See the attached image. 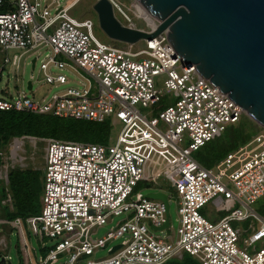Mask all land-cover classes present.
Listing matches in <instances>:
<instances>
[{
  "label": "built area",
  "instance_id": "2783aa9c",
  "mask_svg": "<svg viewBox=\"0 0 264 264\" xmlns=\"http://www.w3.org/2000/svg\"><path fill=\"white\" fill-rule=\"evenodd\" d=\"M71 2L0 0V52L5 53L0 79L6 67L17 70L23 53L41 49L44 81L69 80L52 68L78 78L76 86L48 97L29 96L16 85L15 96L7 91L0 97V109L97 121L112 116V124L121 126L115 139L106 143L35 136L45 142L40 209L24 219L40 240L48 237L54 242L40 246L47 251L37 257L23 218L1 220L18 229L26 263L161 264L187 252L198 264H264V216L253 206L264 195V128L214 165L204 166L194 152L237 123L243 108L183 61L160 33L143 38L144 47L137 50L131 49L133 42L102 41L93 31L92 18L69 13ZM110 2L113 11L131 20L115 0ZM12 49L21 52L10 55ZM162 74L164 87L176 98L157 115L143 113L139 105L160 99L156 77ZM0 177L4 178L1 172ZM159 177L168 178L176 191L178 224L165 236L151 230L170 226L169 221L160 227L167 218L163 199L142 192L129 198L141 179L152 191L166 192ZM167 197L169 201L168 193ZM5 200L11 201L10 193ZM208 201L216 207L223 204L224 212L216 218L204 216L199 209ZM233 201L238 206L232 208ZM122 212L124 217L104 236H92L96 225ZM245 220L249 221L237 223ZM119 237L118 247H108L110 254L92 256ZM61 253L67 256L59 261Z\"/></svg>",
  "mask_w": 264,
  "mask_h": 264
},
{
  "label": "water",
  "instance_id": "95a60500",
  "mask_svg": "<svg viewBox=\"0 0 264 264\" xmlns=\"http://www.w3.org/2000/svg\"><path fill=\"white\" fill-rule=\"evenodd\" d=\"M155 27L131 28L115 16L110 0H96L99 25L113 39L135 42L157 33L183 61L217 85L264 128V0H132ZM35 59H32L34 67ZM32 87L31 79L27 88ZM33 135L14 136L22 137ZM7 181V172L4 174ZM169 201L162 190L145 194ZM1 218L0 220H2ZM119 246L113 245L112 249ZM1 259H6L2 256ZM8 264H12L7 259Z\"/></svg>",
  "mask_w": 264,
  "mask_h": 264
},
{
  "label": "rangeland",
  "instance_id": "374dc122",
  "mask_svg": "<svg viewBox=\"0 0 264 264\" xmlns=\"http://www.w3.org/2000/svg\"><path fill=\"white\" fill-rule=\"evenodd\" d=\"M50 0H47V2ZM62 4H66L70 1L73 3V5L69 9V13L73 16H76L78 18H84V17H90L94 21V27L93 31L95 35L102 41L109 42V43H115L119 45H128V42L126 41H120L113 38H110L106 32L100 27L98 15L96 10L94 9L93 5L96 0H59ZM127 13V15L130 17V21L126 20L116 9L114 11L115 16L122 22V24H128L133 23L138 28H143L142 30L146 29L145 31L152 29L153 26L149 23V21L144 17V15L138 10V8L134 5L132 0H115ZM42 3L45 4V0H42ZM52 9V8H51ZM132 26V25H131ZM135 27V28H137ZM144 47V40L143 38H140L132 43V50H137L139 48ZM43 49L38 51H28L22 54L18 68L15 69V66L12 65L11 67H6L3 70L2 78L0 79V97L5 96L7 91L12 95H16V85L18 87H21L24 92L29 96H35V97H41L43 95H46V97L50 96L53 92L62 90L64 88H67L68 86H76L78 84L77 80L78 78L73 74L68 72L67 70H59L58 68H52V71L54 72H64L69 77V80L62 84H53L44 81L42 78V72L40 71V58L44 54ZM21 49H12L8 53L11 55L12 53H20ZM4 52H0V59L4 55ZM34 56H37V59L35 61L34 67H32V59ZM17 77V78H16ZM164 75H160L156 77V86H159L162 88V93L160 96V99L151 105H145L141 106L139 105L141 111L146 114H153L157 115L160 110L165 108L168 104L173 103L174 99L176 98V95L173 94V91L167 90L163 85ZM31 79L32 80V88H27V81ZM244 120H252L253 122H256L253 120L250 116L243 113ZM110 125V135L107 142H111L115 139L121 124H112L111 119L112 116H108L106 118ZM257 123V122H256ZM263 127L261 126L260 130H262ZM111 136V138H110ZM19 138V139H18ZM18 140H25V146L23 147V150L17 151V154L11 149L14 143V138L12 137L11 140L1 147L0 152V165L1 170L0 172L5 174L7 170V161H12L13 157L15 156L16 159H19V155L23 156V162L18 163L16 162L14 167H9L8 169H14V168H34L38 169L43 173L42 165L44 163V146L45 142L44 140L37 139V138H31V137H18ZM14 139V140H13ZM29 140L35 141L36 146L33 148L32 144ZM188 142V139L185 137V143ZM106 143V142H105ZM7 156V161H6ZM11 163V162H10ZM3 170V171H2ZM161 182L163 183V188L166 190V192L169 194V221L170 226L166 227L162 230H154L151 228V230L158 235H167L172 233L173 230L176 229L178 224V215H177V203L175 198V188L171 185L168 178L166 177H159ZM6 180L2 177H0V186H4L6 188ZM7 189V188H6ZM154 188L151 186V184L143 179L139 180L132 188V194L131 199L135 198V192H142L147 193L149 191H152ZM6 193V197L8 195ZM11 195V193H10ZM5 197V198H6ZM4 198V199H5ZM257 199L253 206L256 208V205H258L260 199ZM4 199H1L2 205H6L8 209L13 208L12 204V197L11 201H4ZM264 199V198H263ZM262 199V200H263ZM258 203V204H257ZM232 208L238 206V203L233 201L231 203ZM0 209H2V206H0ZM40 209V208H39ZM199 211L208 218H216L217 215L222 214L224 212V205L221 204L220 206L216 207L211 201H208L206 204H204L202 207H200ZM261 214V213H260ZM125 212H122L120 214H111L108 217V220L106 223L102 225H96L92 231L93 237H101L106 234L108 230H110L112 227L116 226V224L124 217ZM262 215V214H261ZM1 219V218H0ZM4 219V218H3ZM249 220H245L244 222H237V223H244L246 224ZM23 228L26 233L27 239L31 246L34 249L35 255L37 257H40L41 249L40 246L51 245L52 242H54V239L45 237L44 240H40L36 234H34L31 229L29 228V225L26 221V219L23 218ZM18 230V229H17ZM16 228L9 227L8 224H5L0 220V252L5 253L6 257L7 254L9 255V258L12 262V264H18L17 260V254L15 249V244L18 240V232ZM121 240V237L112 239L107 242L105 247H100L97 250H95L92 254L94 257H102L106 256L109 253V246H113L117 243H119ZM260 243L257 242V246H259ZM186 254H189L185 252ZM190 255V254H189ZM67 255L61 253L59 254V261L65 260ZM192 256V255H191ZM193 257V256H192ZM194 258V257H193ZM81 264H84L82 262Z\"/></svg>",
  "mask_w": 264,
  "mask_h": 264
},
{
  "label": "trees",
  "instance_id": "16d2710c",
  "mask_svg": "<svg viewBox=\"0 0 264 264\" xmlns=\"http://www.w3.org/2000/svg\"><path fill=\"white\" fill-rule=\"evenodd\" d=\"M243 116L242 114L237 123L227 125L224 130L202 144L194 152V157L204 166L210 167L223 158L227 152L244 143L253 134L258 132L261 126L250 119H242ZM21 135L105 143L108 141L110 135V125L107 119L97 121L62 117L51 113H37L15 108L0 109V152L2 145L7 144L12 137ZM30 143L33 148L36 146L35 141H30ZM23 145L25 146V140L15 139L11 149L17 154V151L23 150ZM18 158L16 159L14 156L10 163L7 161L6 156L8 170L7 189L4 186H0V206H2L0 218L7 220H11L15 216L25 218L28 215L36 214L40 208L43 173L34 168H12L9 170V167L16 166L14 165L16 162H23V156L19 155ZM7 192L11 193L12 209H8L6 205H2L1 203V199L6 197ZM263 198L264 195L258 202L259 204L257 203L256 209L264 216ZM5 224L16 228L12 223L8 222ZM17 232L19 238L15 244V249L18 264H27L21 236L18 230ZM46 251L47 248L41 249L42 254ZM7 256L9 255L7 254ZM161 264H198V261L184 252L181 257L169 258Z\"/></svg>",
  "mask_w": 264,
  "mask_h": 264
},
{
  "label": "flooded vegetation",
  "instance_id": "af4514ba",
  "mask_svg": "<svg viewBox=\"0 0 264 264\" xmlns=\"http://www.w3.org/2000/svg\"><path fill=\"white\" fill-rule=\"evenodd\" d=\"M0 212H1V209H0ZM6 254L5 253H1L0 252V264H8L7 263V259H9V256L6 257V259H1L2 256H5ZM10 260V259H9ZM11 261V260H10Z\"/></svg>",
  "mask_w": 264,
  "mask_h": 264
},
{
  "label": "bare ground",
  "instance_id": "6f19581e",
  "mask_svg": "<svg viewBox=\"0 0 264 264\" xmlns=\"http://www.w3.org/2000/svg\"><path fill=\"white\" fill-rule=\"evenodd\" d=\"M73 4L71 3V6H72ZM135 5V4H134ZM136 6V5H135ZM137 7V6H136ZM138 8V7H137ZM139 10V9H138ZM140 11V10H139ZM141 12V11H140ZM142 13V12H141ZM143 14V13H142ZM144 15V14H143ZM145 17V16H144ZM146 18V17H145ZM147 19V18H146ZM148 20V19H147ZM149 21V20H148ZM150 23V22H149ZM151 24V23H150ZM132 25V26H131ZM152 25V24H151ZM128 26L129 27H131V28H135V26L132 24V23H130V24H128ZM153 26V25H152ZM153 28H155L154 26H153ZM152 28V29H153ZM14 139H17V138H14ZM19 139V138H18ZM29 141H32V140H29Z\"/></svg>",
  "mask_w": 264,
  "mask_h": 264
},
{
  "label": "crops",
  "instance_id": "0c3cea01",
  "mask_svg": "<svg viewBox=\"0 0 264 264\" xmlns=\"http://www.w3.org/2000/svg\"><path fill=\"white\" fill-rule=\"evenodd\" d=\"M73 3H74V2H73ZM73 3H72V4H73Z\"/></svg>",
  "mask_w": 264,
  "mask_h": 264
}]
</instances>
